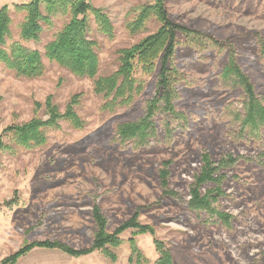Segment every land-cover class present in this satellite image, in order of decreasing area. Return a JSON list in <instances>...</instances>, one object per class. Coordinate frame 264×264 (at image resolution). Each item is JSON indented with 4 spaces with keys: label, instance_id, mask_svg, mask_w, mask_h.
<instances>
[{
    "label": "rangeland",
    "instance_id": "obj_1",
    "mask_svg": "<svg viewBox=\"0 0 264 264\" xmlns=\"http://www.w3.org/2000/svg\"><path fill=\"white\" fill-rule=\"evenodd\" d=\"M29 1L0 0V9L6 4L11 8L15 38L24 14L16 12L14 4ZM89 1L103 8L115 26L114 38L93 33L99 43V74L104 75L117 69L118 49L157 30L160 24L155 17L137 34L125 27L133 17L128 14L130 9L156 0ZM164 4L173 21L222 41L232 39L239 61L258 92L264 93V59H260L255 39L257 33L264 37V0H164ZM68 20L66 14L54 17V25L45 27L42 41L27 45L44 51V44ZM199 56L183 44L175 53L178 70L189 79L181 84L182 97L176 104L188 116V126L175 131L172 144L159 141L137 150L119 145L116 125L142 115L143 101L156 89L157 72L146 77L145 91L131 107L111 113L102 110L104 100L95 92L93 79L78 77L46 57L45 72L36 78L19 77L0 64V135L9 125L36 116L46 119L44 106L36 109L35 103H44L50 95L65 111L71 97L81 93L76 110L86 121L83 129L61 121L60 128L49 129L43 145L0 151V264L36 241H61L75 249L89 247L96 232L94 194L108 218L109 232L142 207L139 219L153 226L155 235L125 231L123 243L114 249L115 261L101 251L72 256L58 249L34 247L15 264H155L159 256L155 238L165 242L176 264H264V163L249 159L222 171L226 179L218 204L232 215L229 224L207 221L204 214L200 216L173 198H161L159 170L165 160H172L170 187L189 199L202 167V152L219 160L229 152L251 158L260 151L254 143L233 140L230 128L218 117L224 106L241 96L239 90L219 88L217 74L227 62V53L209 51L203 59ZM159 139L164 140L161 130ZM5 140L9 143L7 137ZM133 236L145 258L139 263L131 259L128 239Z\"/></svg>",
    "mask_w": 264,
    "mask_h": 264
},
{
    "label": "trees",
    "instance_id": "obj_2",
    "mask_svg": "<svg viewBox=\"0 0 264 264\" xmlns=\"http://www.w3.org/2000/svg\"><path fill=\"white\" fill-rule=\"evenodd\" d=\"M14 9L24 14L19 23L18 38L14 37V20L10 6L6 4L0 9V64L19 77L42 76L46 69V57L78 77L93 79L95 92L104 100L102 110L113 113L120 108L131 107L144 93L148 83L146 77L157 72L156 89L149 99L143 101L142 115L135 120L122 121L116 125L119 145L130 146L136 150L159 141L172 144L175 131L186 128L190 122L188 116L176 107L177 101L182 97L181 84L189 82L175 64L177 47L187 45L201 59L209 51L227 53V62L217 74L219 88L230 92L239 90L241 96L238 101L224 106L218 117L230 128L228 134L233 140L254 143L260 151L256 157L251 158L246 155L235 156L229 152L219 160H214L208 151L202 152V167L195 176L189 199L170 187L172 160L162 162L159 182L162 199L173 198L200 216L204 214L207 221L230 223L232 215L223 211L218 204L224 193L223 182L226 179L222 171L249 159L264 163V93L258 92L257 85L239 61L232 39L222 41L205 31L173 21L165 8L164 0L137 5L128 12L133 15L125 23L128 32L137 34L146 30V23L152 17L157 19L159 27L138 42L118 49L117 69L100 75L99 43L93 33L115 37V26L103 8L96 7L89 0H30L14 4ZM59 14L68 15L69 20L44 44V51L28 46L27 43L42 41L45 27H52L53 18ZM92 21L95 28L92 27ZM255 39L260 59H264V37L257 33ZM81 95L74 94L65 111H61L53 102L51 95L44 103L36 102V109L44 106L47 118L36 116L29 121L7 126L0 135V151L13 150L15 147L31 149L43 145L47 141L49 129L60 128L61 121L67 122L72 128L83 129L86 121L76 110ZM159 130L164 134V140L159 139ZM5 137L9 139V143ZM207 185L208 188L203 193L202 188ZM93 200L96 232L89 247L75 249L61 241H36L4 258L1 264H15L34 247L58 249L72 256L101 251L115 261L117 254L114 249L123 243L121 235L125 231L132 230L134 235H155L153 226L144 224L139 219L142 207L136 208L132 217L122 222L115 231L109 232L108 218L101 209L98 196L94 194ZM128 241L132 247L131 259L138 263L144 260L136 238L133 236ZM154 243L159 254L155 264H176L171 250L163 240L155 238Z\"/></svg>",
    "mask_w": 264,
    "mask_h": 264
}]
</instances>
